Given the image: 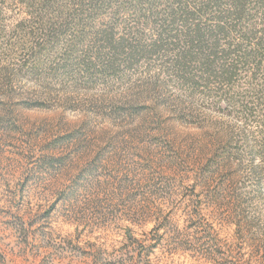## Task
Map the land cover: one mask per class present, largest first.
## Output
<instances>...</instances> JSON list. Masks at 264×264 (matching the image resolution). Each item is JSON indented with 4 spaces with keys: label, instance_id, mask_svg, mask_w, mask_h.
I'll use <instances>...</instances> for the list:
<instances>
[{
    "label": "rangeland",
    "instance_id": "374dc122",
    "mask_svg": "<svg viewBox=\"0 0 264 264\" xmlns=\"http://www.w3.org/2000/svg\"><path fill=\"white\" fill-rule=\"evenodd\" d=\"M29 17L0 16L17 31L0 49V264H264L249 80L188 95L167 58L82 66L66 32L32 53L46 36Z\"/></svg>",
    "mask_w": 264,
    "mask_h": 264
},
{
    "label": "trees",
    "instance_id": "16d2710c",
    "mask_svg": "<svg viewBox=\"0 0 264 264\" xmlns=\"http://www.w3.org/2000/svg\"><path fill=\"white\" fill-rule=\"evenodd\" d=\"M11 7L24 9L46 36L31 44L32 53L66 32V43H80L78 50L87 57L82 66L111 70L119 56L126 63L158 54L168 59V77L188 95L225 101L240 95V84L249 80L246 94L264 108V89L254 81L264 80V0H0V16ZM103 15L108 18L100 25ZM7 28L0 18V49L8 44L6 37L16 35ZM248 104L253 102L243 109L252 112L254 105Z\"/></svg>",
    "mask_w": 264,
    "mask_h": 264
}]
</instances>
